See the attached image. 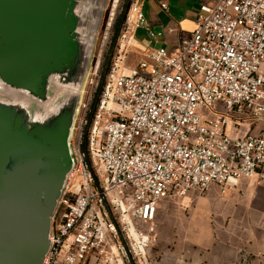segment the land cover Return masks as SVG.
I'll use <instances>...</instances> for the list:
<instances>
[{"label": "built area", "instance_id": "built-area-1", "mask_svg": "<svg viewBox=\"0 0 264 264\" xmlns=\"http://www.w3.org/2000/svg\"><path fill=\"white\" fill-rule=\"evenodd\" d=\"M144 4L129 0L108 70L107 46L88 68L43 264H151L163 200L242 179L264 186V127L241 133L264 124V0L202 4L173 50L157 45ZM130 48L141 49L135 67Z\"/></svg>", "mask_w": 264, "mask_h": 264}, {"label": "water", "instance_id": "water-1", "mask_svg": "<svg viewBox=\"0 0 264 264\" xmlns=\"http://www.w3.org/2000/svg\"><path fill=\"white\" fill-rule=\"evenodd\" d=\"M77 23L70 0H0V94L37 91L52 72L80 66ZM77 100L65 101L44 124L0 102V264H43L72 167Z\"/></svg>", "mask_w": 264, "mask_h": 264}, {"label": "crops", "instance_id": "crops-1", "mask_svg": "<svg viewBox=\"0 0 264 264\" xmlns=\"http://www.w3.org/2000/svg\"><path fill=\"white\" fill-rule=\"evenodd\" d=\"M216 1L145 0L157 45L176 48L195 29L201 5ZM140 30L146 31L141 44L155 45L147 30ZM184 207L189 212H177ZM155 224L151 264H264V186L250 179L227 191L213 185L204 194L167 198L159 204Z\"/></svg>", "mask_w": 264, "mask_h": 264}, {"label": "rangeland", "instance_id": "rangeland-1", "mask_svg": "<svg viewBox=\"0 0 264 264\" xmlns=\"http://www.w3.org/2000/svg\"><path fill=\"white\" fill-rule=\"evenodd\" d=\"M104 4H101L98 8H89V5H86L83 8V11L87 12L90 20L87 21L83 27L91 29L92 34L85 32L87 35L86 39L87 42L92 43V52L91 55L88 57V64L90 66L93 63L96 54L107 46L106 52L103 56V74L108 70L111 64L115 61L118 48H119V32L122 28L123 22L125 20V15L129 8V0H104ZM82 9L80 8V11ZM111 18H115L114 23L110 25L109 23L112 22ZM81 24V23H80ZM82 25V24H81ZM90 31V32H91ZM146 31L140 30L136 33V37L138 41H142ZM84 35V37H85ZM131 54L128 55L129 66L135 67L142 58L141 52H137L135 49L130 48ZM84 74V83L82 86V95L81 99L79 98V94L77 95L74 91L80 90L81 86H77L75 83H68L65 79L62 80L63 82L58 84L59 88L57 90L54 89L53 91H49V95L46 97V101L42 104H38V102H33L31 100V96L28 99H24L21 101L20 105L21 108H26V105L30 107V114L31 117L28 119L29 123H42L44 124L49 118L55 114L60 106L67 100L76 99L78 96V111L76 112V119L74 124V133L76 135L77 130L79 128L80 122V115H81V108L79 107L81 103H83L86 99V90H87V73L83 70ZM89 77V76H88ZM86 79V80H85ZM72 90V92H71ZM74 92V93H73ZM27 97V96H26ZM0 100L5 101V103L12 104L17 101L16 95L10 93H2L0 94ZM80 101V102H79ZM18 106V107H19ZM264 127V124L258 125V128L255 123L251 120H247L244 122L242 134H245L250 129L251 130H259ZM73 140V137H70V141ZM222 190V189H221ZM223 191V190H222ZM227 191V190H225ZM204 194V193H202ZM175 206V205H174ZM189 212L188 208L178 209L177 212ZM155 241V238H154Z\"/></svg>", "mask_w": 264, "mask_h": 264}, {"label": "flooded vegetation", "instance_id": "flooded-vegetation-1", "mask_svg": "<svg viewBox=\"0 0 264 264\" xmlns=\"http://www.w3.org/2000/svg\"><path fill=\"white\" fill-rule=\"evenodd\" d=\"M70 3L73 4V8H74V13L76 15V17L78 18V23H77V27L75 30V35L76 38L78 39L79 43H81V59H80V66L78 67H74L71 68V70L66 71L65 70H56L54 72H52L48 77L47 80H44L42 82V84L40 85L39 89L37 91H27L26 93L28 95L31 96V100H33V102H38V104H42L45 102H47L46 97L49 95V91H53L54 89L59 88L60 83H62V80H66L68 83L72 82V83H77L79 82V78L83 73V70L85 71V74L88 71L89 68V64H88V57L91 55L92 52V43L91 42H87V35H85L86 31L89 34H92L93 31H91V29H88L86 27H83V25H85L87 23V21L90 20V17L88 16L87 12L83 11V8L86 7V5H89V8H98L99 6H101V4H104V0H70ZM67 4V3H66ZM80 8L82 9L80 11ZM100 8V7H99ZM82 25H81V24ZM91 31V32H90ZM85 35V37H84ZM80 39V40H79ZM81 41V42H80ZM84 74H83V79H81V81L79 82L81 86L80 90H79V98L81 99V95H82V86L84 83ZM86 80V79H85ZM26 94L27 99L29 98V96ZM30 99V98H29ZM2 104L5 103V101H1ZM80 102V101H79ZM15 103V106L17 107L16 109V113H18L20 116L24 117L25 119H30L31 114H30V107L29 105H26V108H21V106L24 105H20V103ZM12 103V104H14ZM9 104V103H8ZM78 101L76 104V110H75V115H74V119H73V125L71 128V132H70V137H75V133H74V124H75V117L77 115V111H78ZM19 106V107H18ZM63 107V104L60 106V108ZM59 108V109H60ZM69 137V140H70Z\"/></svg>", "mask_w": 264, "mask_h": 264}, {"label": "bare ground", "instance_id": "bare-ground-1", "mask_svg": "<svg viewBox=\"0 0 264 264\" xmlns=\"http://www.w3.org/2000/svg\"><path fill=\"white\" fill-rule=\"evenodd\" d=\"M3 92H4V91H3ZM5 93H10V94H14V95H16V99H17L16 102H18V103H21L22 100L27 99L26 94L24 93L23 90H21V91H19V90H15V91H7V92H5Z\"/></svg>", "mask_w": 264, "mask_h": 264}]
</instances>
